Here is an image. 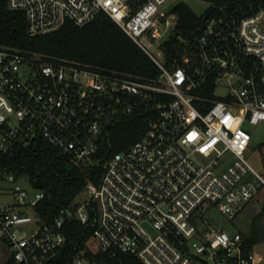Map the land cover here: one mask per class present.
I'll return each mask as SVG.
<instances>
[{"label": "built area", "instance_id": "built-area-1", "mask_svg": "<svg viewBox=\"0 0 264 264\" xmlns=\"http://www.w3.org/2000/svg\"><path fill=\"white\" fill-rule=\"evenodd\" d=\"M170 1L8 0L26 14L31 36L105 13L159 68L147 78L0 48V153L45 141L78 167L103 166L89 197L72 204L87 223L95 202L99 254H79L72 264H125L124 255L142 264H257L245 235L214 227L211 213L234 219L264 185L248 159L247 129H264V9L239 15L209 3L201 25L183 36L175 5L165 8ZM133 116L143 118L144 135L128 150L99 156L109 128ZM0 177L16 182L15 203L0 204V240L18 263L47 264L67 241L72 210L42 226L32 208L46 197L43 188L30 199L14 174L0 170Z\"/></svg>", "mask_w": 264, "mask_h": 264}, {"label": "trees", "instance_id": "trees-1", "mask_svg": "<svg viewBox=\"0 0 264 264\" xmlns=\"http://www.w3.org/2000/svg\"><path fill=\"white\" fill-rule=\"evenodd\" d=\"M203 1L212 3L216 9L225 6L236 10L239 15H251L264 9V0ZM174 11L179 16L178 35H191L202 23V17L184 1L176 3ZM176 43V38H173L166 44L168 55L172 53ZM3 47L72 59L147 78L159 74V68L152 58L105 13H101L95 21L85 26H78L67 20L56 31L31 36L27 28L26 14L11 9L8 0H0V48ZM146 129L141 116L123 119L115 127L109 128L99 156L130 149L144 135ZM0 170L12 173L18 179H42L46 197L32 208L33 215L42 226L53 222L62 209L72 210V215L66 214L63 231L67 246L64 259L59 264H72L79 254L91 258L99 254V244L94 234L98 223L95 202L87 223L76 218L72 204L86 190L89 182H100L104 173L101 164L78 167L45 141H38L31 147L19 146L12 155L0 153ZM263 217L264 210L253 218L250 234H244L250 249H255L257 244L264 242ZM123 258L125 264H142L133 255H124ZM3 264L23 263H18L10 255Z\"/></svg>", "mask_w": 264, "mask_h": 264}, {"label": "rangeland", "instance_id": "rangeland-1", "mask_svg": "<svg viewBox=\"0 0 264 264\" xmlns=\"http://www.w3.org/2000/svg\"><path fill=\"white\" fill-rule=\"evenodd\" d=\"M180 1L186 2L198 15L204 13L209 7V3L203 0H171L165 8L173 6ZM146 45L156 56L160 57L159 52L161 49L158 46L149 45L147 42ZM224 92V88H219L217 90V94L219 95H223ZM247 129H249L252 133V146L254 149L252 153L248 155V159L255 166V168L264 175V129L262 126L255 127L252 125H247ZM18 182H20L23 187L28 190L30 193V199L35 198L38 189L34 188L30 181L26 179H19ZM15 184L16 182L10 181L5 177H0V204L15 203ZM88 197V191H84L76 197V202H80ZM262 210H264V185L260 187L259 194L251 200L234 219L222 215L217 210H214L211 213L212 225L216 228H224L230 233L241 231L242 233L248 235L252 230L253 218ZM31 226L33 225H27V229H30ZM8 252V247L0 242V264L6 262ZM255 253L257 264H264V242L255 246Z\"/></svg>", "mask_w": 264, "mask_h": 264}, {"label": "water", "instance_id": "water-1", "mask_svg": "<svg viewBox=\"0 0 264 264\" xmlns=\"http://www.w3.org/2000/svg\"><path fill=\"white\" fill-rule=\"evenodd\" d=\"M251 178H253V175H249L247 179H251ZM31 185L34 188H43L44 186L43 181L40 178L32 180ZM66 246H67V241L64 243V245L62 246L61 250L58 253L54 254L48 259L47 264H59L60 262H62L65 256Z\"/></svg>", "mask_w": 264, "mask_h": 264}, {"label": "crops", "instance_id": "crops-1", "mask_svg": "<svg viewBox=\"0 0 264 264\" xmlns=\"http://www.w3.org/2000/svg\"><path fill=\"white\" fill-rule=\"evenodd\" d=\"M243 234H244V233H243ZM0 242H1L2 244H4L5 246H7L3 241L0 240ZM9 257H10V253L8 252V258H7V260L9 259ZM7 260H6V261H7Z\"/></svg>", "mask_w": 264, "mask_h": 264}]
</instances>
